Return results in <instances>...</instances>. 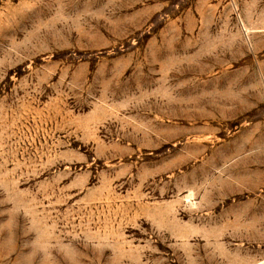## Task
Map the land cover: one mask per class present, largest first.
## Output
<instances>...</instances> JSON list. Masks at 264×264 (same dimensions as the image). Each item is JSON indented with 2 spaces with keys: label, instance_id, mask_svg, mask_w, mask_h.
<instances>
[{
  "label": "rangeland",
  "instance_id": "374dc122",
  "mask_svg": "<svg viewBox=\"0 0 264 264\" xmlns=\"http://www.w3.org/2000/svg\"><path fill=\"white\" fill-rule=\"evenodd\" d=\"M0 264H264V0H0Z\"/></svg>",
  "mask_w": 264,
  "mask_h": 264
}]
</instances>
